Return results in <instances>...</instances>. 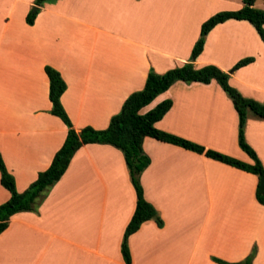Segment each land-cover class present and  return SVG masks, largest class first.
Returning <instances> with one entry per match:
<instances>
[{"label": "crops", "instance_id": "1", "mask_svg": "<svg viewBox=\"0 0 264 264\" xmlns=\"http://www.w3.org/2000/svg\"><path fill=\"white\" fill-rule=\"evenodd\" d=\"M35 1L0 0V154L19 193L50 167L68 134L51 114L46 66L67 84L62 104L75 130H104L126 99L144 89L151 69L164 74L190 60L212 17H201L202 0H55L30 26ZM251 57L230 84L264 104V42L248 22L214 28L194 65L229 73ZM165 100L173 107L159 130L254 164L239 146V116L219 84L178 82L142 113ZM245 135L264 166V119L249 112ZM143 149L151 159L141 176L144 196L164 227L148 221L129 238L132 264L239 263L255 246L253 264H264L258 176L153 138ZM10 198L0 172V206ZM136 205L123 153L85 145L39 213L11 218L0 235V264H126L122 242Z\"/></svg>", "mask_w": 264, "mask_h": 264}, {"label": "trees", "instance_id": "2", "mask_svg": "<svg viewBox=\"0 0 264 264\" xmlns=\"http://www.w3.org/2000/svg\"><path fill=\"white\" fill-rule=\"evenodd\" d=\"M55 0H36L34 7L27 16L30 26L35 24L37 16L43 5ZM257 0H243L244 6L237 11H223L208 19L201 28V35L196 42L190 60L181 67L158 74L153 69L148 73L144 89L132 93L124 102L121 111L112 117L107 129L96 130L85 127L80 132L76 131L63 104L62 96L67 91V84L59 71L51 66L45 67L49 78V98L52 103L51 114L60 118L68 128L67 138L62 148L56 153L50 167L41 172L38 179L24 192L19 193L14 176L9 172L2 155L0 154L1 184L11 194L8 202L0 206V235L7 230L11 218L19 213H39V209L45 202L53 187L63 178L67 172L75 154L85 145L101 144L110 145L123 153L127 164L131 182L137 194L135 213L129 222L123 242L122 254L126 264H132V256L129 247V238L137 233L142 225L148 221H155L159 228L164 227V222L155 207L144 196L141 176L151 164L150 157L145 153L143 144L146 138H153L161 142L179 146L186 150L205 155L206 157L222 162L229 166L254 174L259 178L256 192L257 201L264 206V194L259 193L260 179L264 177V166L256 151L246 140L245 129L249 112L264 119V104L244 97L230 84V76L237 70L252 64L254 58L240 60L232 70L227 73L214 65H208L201 69L195 68L194 62L204 51L207 36L218 25L230 20L246 21L257 32L264 42V10L255 8ZM178 82L187 84L216 82L233 102L239 116L238 142L240 148L254 161L253 165L246 164L236 158L227 156L173 134L159 130L156 124L160 122L173 107L172 100H165L147 113L143 109L151 105L160 95L166 93ZM257 255L255 246L246 260L239 263H226L219 259V264H253Z\"/></svg>", "mask_w": 264, "mask_h": 264}, {"label": "rangeland", "instance_id": "3", "mask_svg": "<svg viewBox=\"0 0 264 264\" xmlns=\"http://www.w3.org/2000/svg\"><path fill=\"white\" fill-rule=\"evenodd\" d=\"M221 0H216V2H210L208 0H202L200 1V6L202 8V18H206L208 16H213L216 13L219 12H223V10L225 8H229V7H235L238 8V6H242L243 5V0H223V1H227L229 4H222L220 2ZM199 6V7H200ZM255 8L259 9V10H264V0H257L255 6ZM35 7H33L31 10L34 11Z\"/></svg>", "mask_w": 264, "mask_h": 264}, {"label": "water", "instance_id": "4", "mask_svg": "<svg viewBox=\"0 0 264 264\" xmlns=\"http://www.w3.org/2000/svg\"><path fill=\"white\" fill-rule=\"evenodd\" d=\"M34 11H36V8L34 9ZM259 193L264 194V177H261L260 179Z\"/></svg>", "mask_w": 264, "mask_h": 264}]
</instances>
